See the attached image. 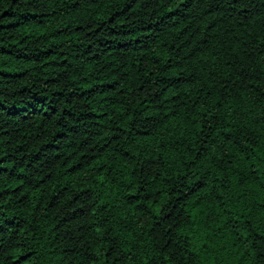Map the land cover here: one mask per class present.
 <instances>
[{"label": "trees", "instance_id": "16d2710c", "mask_svg": "<svg viewBox=\"0 0 264 264\" xmlns=\"http://www.w3.org/2000/svg\"><path fill=\"white\" fill-rule=\"evenodd\" d=\"M0 264H264V0H0Z\"/></svg>", "mask_w": 264, "mask_h": 264}]
</instances>
